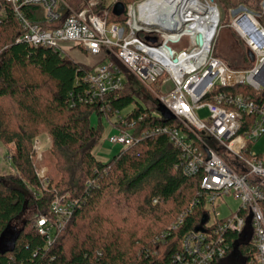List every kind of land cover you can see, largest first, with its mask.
<instances>
[{
  "label": "trees",
  "instance_id": "1",
  "mask_svg": "<svg viewBox=\"0 0 264 264\" xmlns=\"http://www.w3.org/2000/svg\"><path fill=\"white\" fill-rule=\"evenodd\" d=\"M65 1L79 12L90 0ZM119 1L126 8L137 0ZM221 1L230 11L242 5L261 11L262 0ZM102 9L108 12V23H124L125 13L115 16L113 5L105 0H99L93 11ZM24 10L29 18L41 12L31 7ZM20 29L9 9L0 25V144L14 145L10 160L17 173L0 174V237L3 233L13 237L25 228L14 250L0 254V264H176L174 256L181 250L183 234L209 220L201 175L183 173L180 150L167 134L147 136L108 161L99 160L95 153L104 137L103 121L115 128L113 120L120 111L135 117L148 114L136 127L139 136L163 125L178 127L179 122L154 115L137 98L140 86L129 74L119 94L94 99L86 81L89 66L51 48L16 43ZM234 33L249 59L243 69L251 68L253 55ZM227 92L247 90L237 86ZM252 94L264 100V89ZM92 114L98 117L99 127L92 126ZM41 132H48L52 139L49 153L57 174L49 173L46 186L32 163L33 139ZM62 197L77 204L50 245L34 225L15 228L30 206L36 208L37 217H52L51 205ZM196 200L199 203L189 212ZM184 214L183 222L173 229ZM204 217H208L205 223ZM164 234L168 236L163 238ZM231 238L230 254L221 264H249L255 252L251 241L239 234Z\"/></svg>",
  "mask_w": 264,
  "mask_h": 264
},
{
  "label": "built area",
  "instance_id": "2",
  "mask_svg": "<svg viewBox=\"0 0 264 264\" xmlns=\"http://www.w3.org/2000/svg\"><path fill=\"white\" fill-rule=\"evenodd\" d=\"M146 2L128 5L124 23L116 24L108 23L106 9L93 11L99 0H90L88 7L79 12L65 0H0V25L11 9L22 30L16 43L51 48L62 54L79 49L98 57L94 66L87 65L90 71L86 81L94 99L119 94L125 88L126 74L131 75L179 126L163 125L139 136L136 127L148 114L135 117L120 111L107 141L127 148L147 136L167 134L180 150L183 173L188 177L201 175L207 208L224 203L230 196L240 202L236 212L224 218L216 212L213 220L209 215L205 225L183 234L181 250L174 256L176 264H221L230 254L232 234L241 235L254 246L249 264H264V150L258 153L251 147L264 135V100L252 94L264 89V25L260 20L264 0L259 3L260 12L247 5L232 10L231 27L255 56L249 69L232 68L216 56L215 39L221 21L217 6H205L209 11L206 16L211 15L215 21L213 25L187 35V27L196 22L151 19L149 12L154 9L146 8ZM25 7L41 12L29 18ZM52 23L60 27H48ZM183 44L185 49L179 48ZM237 86L245 87L247 92H227ZM147 107L154 115L166 118ZM202 109L208 111L206 120L197 114ZM50 143L47 136L35 137L32 143L33 167L43 186L49 178L40 163ZM198 203L196 200L189 212ZM76 204L66 197L58 198L51 205L52 217L35 219V230L48 238V245Z\"/></svg>",
  "mask_w": 264,
  "mask_h": 264
},
{
  "label": "rangeland",
  "instance_id": "3",
  "mask_svg": "<svg viewBox=\"0 0 264 264\" xmlns=\"http://www.w3.org/2000/svg\"><path fill=\"white\" fill-rule=\"evenodd\" d=\"M106 4L108 6L113 5L115 1L117 0H105ZM147 0H137L136 3L140 2H146ZM206 5H214V7L217 6V8L220 11V27H219V33L216 36L215 39V51L218 55H220L223 60L226 63H230L233 67L243 69L246 68L249 64V59H246V55L243 52V49H245L243 46H240L237 42V39L235 37L234 29L231 27L232 24V11H230L229 5L227 6V3L221 1V0H201ZM249 2V0L247 1ZM249 4V3H248ZM250 9H252L250 7ZM231 12V16L229 18V14ZM262 23L264 25V17L262 18ZM242 47V48H241ZM68 49L69 47L66 46ZM179 48L185 49V44H183L181 47L179 45ZM68 56H70L74 61L81 62L90 66H94L98 62V57L86 54L82 52L79 49H71L67 52ZM253 60L255 56H252ZM249 69V68H248ZM169 86V84L167 85ZM153 89L156 92H160V89L157 86H153ZM137 98L146 106H151L154 113L157 115H160L162 117L167 116V112L161 107L157 106L152 95L145 92L142 88H138V94ZM198 116L206 120L208 119V111L207 109H202L197 112ZM91 124L92 126L99 127V119L96 115L92 114L91 117ZM104 126V137L99 143L98 149L100 150L101 154L98 156L102 158L103 161L110 160L115 154L121 152L124 148L119 145H112L107 139V134L110 128V125H108V122L103 121ZM50 137L48 132H41L37 134L35 137ZM34 137V138H35ZM51 139V137H50ZM106 139V140H105ZM52 139L51 143L48 145L46 151L44 152L43 161L40 163V166L47 169V173L53 172L56 176L57 174L52 170V164H51V156H50V149H51ZM253 151L255 152H263L264 150V135L254 143L253 146H251ZM14 145H3L0 144V174L4 176H9L17 173V170L13 167L12 161L10 160V156L14 152ZM240 205V202L233 198L232 196L228 197L224 203H219L217 205H209L207 210L209 211V215L211 220L214 219L215 213L218 212L220 217H225L230 213H234L237 211L238 207ZM37 218V210L34 206H30L27 208V210L24 212L23 216L14 223L15 228L21 227L22 224L28 223L31 227L35 224V219ZM24 226V225H23Z\"/></svg>",
  "mask_w": 264,
  "mask_h": 264
},
{
  "label": "bare ground",
  "instance_id": "4",
  "mask_svg": "<svg viewBox=\"0 0 264 264\" xmlns=\"http://www.w3.org/2000/svg\"><path fill=\"white\" fill-rule=\"evenodd\" d=\"M205 6L206 4L201 0H148L145 4L146 8L154 9L149 12L152 15L151 19H163L165 22L175 19L173 20L175 23L192 20L196 22L187 27V35L195 29H202L205 25H213L215 22L211 15L206 16L209 11ZM241 30L243 29L241 28Z\"/></svg>",
  "mask_w": 264,
  "mask_h": 264
},
{
  "label": "water",
  "instance_id": "5",
  "mask_svg": "<svg viewBox=\"0 0 264 264\" xmlns=\"http://www.w3.org/2000/svg\"><path fill=\"white\" fill-rule=\"evenodd\" d=\"M113 14L116 16H122L125 13V5L123 2L121 1H117L116 3H114L113 5ZM151 41H155V39H151ZM200 42H202V40L200 39ZM164 109V108H163ZM167 112V116L166 117H170L171 113L168 112L166 109H164ZM208 217H204L203 218V223L207 222ZM25 227L21 228V230L17 231V233L15 235H13V237H11L10 239H7L5 235V233L2 234V236L0 237V254H5L7 252L13 251L16 245V242L18 240V238L21 235V232L24 230Z\"/></svg>",
  "mask_w": 264,
  "mask_h": 264
},
{
  "label": "crops",
  "instance_id": "6",
  "mask_svg": "<svg viewBox=\"0 0 264 264\" xmlns=\"http://www.w3.org/2000/svg\"><path fill=\"white\" fill-rule=\"evenodd\" d=\"M80 63H81V62H80ZM82 64H84V63H82ZM85 65H87V64H85ZM113 132H114V130L110 127V128H109V131H108V134H107V137H108L111 133H113ZM106 139H107V138H106ZM106 139H105V140H106ZM106 141H107V140H106ZM95 154H96V156H97V158H98L99 160L103 161L102 158H100V157L98 156L99 154H101V152H100L99 149L96 150V153H95Z\"/></svg>",
  "mask_w": 264,
  "mask_h": 264
},
{
  "label": "flooded vegetation",
  "instance_id": "7",
  "mask_svg": "<svg viewBox=\"0 0 264 264\" xmlns=\"http://www.w3.org/2000/svg\"><path fill=\"white\" fill-rule=\"evenodd\" d=\"M23 214H24V213H23ZM22 216H23V215H22ZM22 216H21V217H22ZM11 237H12V236H11V235H9V236H8V237H6V238H7V239H10Z\"/></svg>",
  "mask_w": 264,
  "mask_h": 264
}]
</instances>
